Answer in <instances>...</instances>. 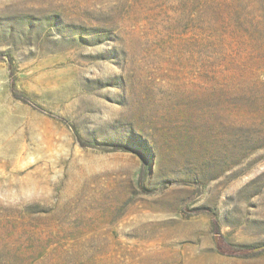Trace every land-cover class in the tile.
Returning <instances> with one entry per match:
<instances>
[{
	"label": "rangeland",
	"instance_id": "374dc122",
	"mask_svg": "<svg viewBox=\"0 0 264 264\" xmlns=\"http://www.w3.org/2000/svg\"><path fill=\"white\" fill-rule=\"evenodd\" d=\"M0 264H264V0H0Z\"/></svg>",
	"mask_w": 264,
	"mask_h": 264
},
{
	"label": "trees",
	"instance_id": "16d2710c",
	"mask_svg": "<svg viewBox=\"0 0 264 264\" xmlns=\"http://www.w3.org/2000/svg\"><path fill=\"white\" fill-rule=\"evenodd\" d=\"M224 4V6H223ZM229 6H232L234 9L238 8V6L236 4H233V3H228V1H225V3H220L218 5V9H224V7H229ZM218 15H216V20L215 21H220L221 19H223L222 17V14L223 12H217ZM227 250H230L231 252H235V254H238V255H253V254H257L259 251H253L251 253H244L243 252V248L241 247H236V246H233V245H224V242L221 241L220 243V251L221 252H227Z\"/></svg>",
	"mask_w": 264,
	"mask_h": 264
}]
</instances>
